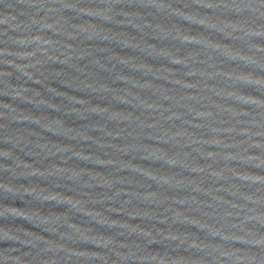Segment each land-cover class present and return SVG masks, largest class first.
Instances as JSON below:
<instances>
[{
	"label": "water",
	"instance_id": "obj_1",
	"mask_svg": "<svg viewBox=\"0 0 264 264\" xmlns=\"http://www.w3.org/2000/svg\"><path fill=\"white\" fill-rule=\"evenodd\" d=\"M0 264H264V0H0Z\"/></svg>",
	"mask_w": 264,
	"mask_h": 264
}]
</instances>
